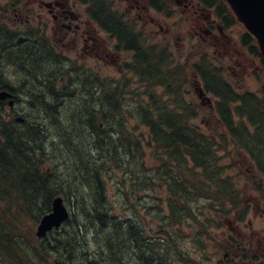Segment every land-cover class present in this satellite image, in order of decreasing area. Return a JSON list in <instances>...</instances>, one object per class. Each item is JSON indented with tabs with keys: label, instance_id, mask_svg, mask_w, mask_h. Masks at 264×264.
<instances>
[{
	"label": "trees",
	"instance_id": "16d2710c",
	"mask_svg": "<svg viewBox=\"0 0 264 264\" xmlns=\"http://www.w3.org/2000/svg\"><path fill=\"white\" fill-rule=\"evenodd\" d=\"M201 1L215 8L225 27L233 23L223 2ZM98 12L102 19L113 17L101 2ZM121 38L123 46L135 52L127 68L137 77L145 95L142 98L141 93L136 94L137 104L131 110H124L123 90L116 88L114 96L110 86L103 84L106 81L100 80L97 110L91 112L92 117L87 121L91 138L84 135L92 149H96L97 158L84 152L81 131H75L74 138L67 131L55 132L58 137L51 136L46 141L41 136L45 133L41 123L30 120L17 123L4 114V107L0 105V264H127L128 257L137 264H171L172 253L187 263L189 258L176 249L171 234L153 238L147 234L145 222L134 211L140 208L138 204L131 203L127 216H123L115 215L108 201L104 178L106 165L110 163L107 157L121 151L125 156L126 149L130 153V148L140 151L138 155L142 157L140 140L129 139V147L125 132L115 128L118 123L125 124L124 111L129 112L137 126L148 129L146 146L160 162L158 168H151L138 179L146 190L154 189L156 183L166 187V212L161 210L156 195L144 206L152 214L149 219L161 220L163 227H174L192 219L201 224V232L205 231L211 220L207 223L206 218L202 221L199 217L202 215V203L197 205L200 199L216 203L220 211L226 205L237 206L240 190L229 176H222L225 168L220 164L219 150L227 151L232 145L248 156L252 154L256 159L255 168L264 177L261 163L264 159V84L260 94L238 93L219 75L209 58L202 56L199 62H192L190 71L198 74L204 88L218 97L214 110L221 129L208 134L192 122L197 108L185 103L179 91L186 81V69L183 72L180 64L173 65V59L163 50L153 53L152 46L146 49L130 44L123 34ZM241 44L258 56L251 36L243 33ZM50 101L49 105L39 107L40 112L48 114V106L56 102ZM56 122L52 124L57 125ZM50 150L53 153L59 150L67 176L58 173L61 163L55 159L51 163ZM158 179L164 183H158ZM250 181L261 194L256 180L250 178ZM56 195L64 198L69 218L39 239L34 226L50 210ZM244 212L245 207L242 215ZM243 218L240 216L239 220ZM89 245H95V249Z\"/></svg>",
	"mask_w": 264,
	"mask_h": 264
},
{
	"label": "rangeland",
	"instance_id": "374dc122",
	"mask_svg": "<svg viewBox=\"0 0 264 264\" xmlns=\"http://www.w3.org/2000/svg\"><path fill=\"white\" fill-rule=\"evenodd\" d=\"M169 7L172 10L171 17H166L154 11L157 15L153 18L163 24L162 30L154 26L156 30L151 31L153 26L150 22L145 23L146 20L148 21L145 17L144 20L138 22V25L145 23L144 28L145 32H148L147 36L149 39L151 41L161 40L162 44L160 47L165 46L167 48L165 54L170 59H173V65L180 64L184 67L183 72L186 69V81L181 84L179 91L185 103L197 108V114L192 122L208 134L217 132L221 127L215 110H213L214 100L211 97L212 94L209 93L211 96L207 94L211 99L210 102L204 101L201 103L195 90V87L200 82L197 76H193L192 71H190V64L195 61L199 62L202 57L201 54H206L219 75L224 79L227 78L234 85V88L239 91L249 90L257 92L264 83V70L260 63V58L250 54L238 42L239 34L242 31L241 29H243L240 25H235L227 31L223 30L222 34L214 29V33L210 37L201 30L205 13L200 9H194V11L190 9L188 12L181 13V7L176 4L169 3ZM138 19V14L133 12L131 20L134 22ZM120 56L121 60H130V54L125 51H121ZM61 67L48 59L43 60L42 63V68L46 69V73H54L59 71ZM98 70L99 75L105 78H114L115 80L120 75V81H112L113 83L110 85L112 88L119 85L118 90H123L122 93H124L126 99L123 102L124 110L126 108L131 110L130 108L137 104V101H134L136 100L134 99L136 94L141 93L139 95H142V98L145 95L141 91L142 85L137 78L129 72L123 76L121 74L123 70L116 62L100 63ZM121 70L122 72H120ZM6 76L10 82L16 83L17 75L8 71ZM41 88L45 90L44 86ZM156 91L161 92V88H157ZM95 92L97 93L96 90ZM91 96L89 92L81 93L80 90H75L74 93L72 89L68 88L65 99H60L57 106H55L53 119L50 113L48 115L42 111L40 112L39 108H29L27 102L25 105L16 106L15 110L22 113L21 115L30 119V121L41 123V127L45 129V133L41 134V136L46 141L51 136H57L55 132L67 131L74 138V136L76 137L75 131H81L83 135L82 142L84 140V152L88 156L92 155L93 158H97L96 149H92L93 147L88 143L89 139L84 138L85 134L88 138H91L89 129H87V121L91 117L90 108L92 106L94 108L98 102V93L94 96V101L91 100ZM117 97L119 96L117 95ZM49 98L48 96L47 100ZM48 110L53 112L51 108ZM123 118L125 124L120 125L118 123L115 128L125 132L127 137L124 138L129 147L131 144L129 139L140 140L142 143V157L138 155L140 151H136L134 148H130V153L126 149L125 156L123 151H121V153L116 152L107 157L110 163L106 165L104 173L106 195L108 201L112 204L114 214L127 216L126 212L130 209V204H138L140 208H134V211L145 222L147 234L152 238L153 236L165 237L166 233L171 234L175 240L176 249L189 258L186 263L179 256L177 259V255L172 253L171 264H230L227 259L234 257L237 253L246 254L247 258L252 253H257L256 260L259 259L258 264H264V177L258 172V169H255L256 159H253L252 154L249 157L244 151L236 149L232 145L228 147L227 151L219 150L218 152L219 157H221L220 164L225 168L222 176H229L232 182L235 183V187L240 190V201L237 206L230 208V205H226L223 209L225 211L230 208V213H222L223 211L219 210L220 207L216 203L200 199L197 205L202 203L200 208L202 215H199V217L202 221H205L204 218H206L207 223L209 222L208 219L211 220V224H207L205 231L201 232V224L192 219H187L174 227H163L165 224L161 220L159 221L156 218L154 220L149 219L152 214L147 212L144 206H147V200H153V196L156 195L162 207L161 210L166 212V187L163 184L158 186L156 183L154 189L146 190L145 185L141 186V181L139 182L142 173L146 174L151 168L160 166V162L155 160L154 154L147 148L145 143L148 129L143 126H137L135 120L130 117L129 112L124 111ZM54 120H57L58 123ZM53 122H56L57 125L52 124ZM103 128L105 129L106 126ZM131 131L135 133H131ZM130 133L131 135L129 136ZM48 143L50 142L48 141ZM50 156L52 157L51 163L53 159L61 163L58 173H66L64 176H67L69 173L67 168L64 165L62 166L63 158L59 150L58 153H53L50 150ZM66 159L71 160L72 157L66 156ZM261 163L262 168H264V159ZM48 164L50 165L49 161ZM250 178L256 180L257 186H261V194L255 188L254 183L250 181ZM138 182L139 184H137ZM157 182L164 183L163 180L159 179ZM244 207L245 212L242 215L244 218L241 221L239 217ZM147 216L148 219L145 221ZM89 246H91L92 250L95 249V245ZM172 246L173 243L170 247ZM227 252L233 254L225 258L224 254ZM235 261H238L236 256ZM127 264L137 263L128 257Z\"/></svg>",
	"mask_w": 264,
	"mask_h": 264
},
{
	"label": "flooded vegetation",
	"instance_id": "af4514ba",
	"mask_svg": "<svg viewBox=\"0 0 264 264\" xmlns=\"http://www.w3.org/2000/svg\"><path fill=\"white\" fill-rule=\"evenodd\" d=\"M168 1L181 7V13L190 9H200L204 12L201 30L212 36L217 24L211 18L210 10L193 0ZM148 2L149 0H115L113 5L125 8L130 16L133 12L137 13L139 19L134 21L137 25L133 26V29L131 20L111 19L109 24L114 23L121 28L112 27L106 32L98 19L87 15L85 4L79 0H0V73L10 71L11 74L17 75L15 84L5 77L6 81L10 82V87L5 89L11 91V97L1 100L0 105L16 115L20 113L15 110L16 106L25 105L26 102L29 105L33 100L46 102L47 97H50V82L55 81L57 75L60 83L57 93L60 97L64 95L67 82L87 92L90 79L91 91L92 87L96 90L99 64L116 62L120 66L122 63L121 51L115 46L121 34L126 41L129 38V41L134 43V38L137 41L147 37L145 23L150 22L153 26L151 31L156 30L154 26L162 30L163 24L153 18L157 14ZM144 17L148 21L138 25ZM125 30L136 36H129ZM45 59L53 61L55 65L56 60L63 59L58 63L62 67L57 74L46 73V69L42 68ZM112 81H115L114 78H111ZM10 98L14 101L11 107L8 105ZM91 100L94 101L93 95ZM232 254L225 253L224 257ZM237 255L238 253L235 256ZM235 256L227 261L230 264H258V260L252 259L258 256L255 253L249 258L240 256L238 261H235Z\"/></svg>",
	"mask_w": 264,
	"mask_h": 264
},
{
	"label": "water",
	"instance_id": "95a60500",
	"mask_svg": "<svg viewBox=\"0 0 264 264\" xmlns=\"http://www.w3.org/2000/svg\"><path fill=\"white\" fill-rule=\"evenodd\" d=\"M236 22L256 41L264 63V0H223ZM10 96L5 90L0 91V100ZM12 104V100L9 101ZM17 119H21L20 117ZM69 211L61 196H55L51 202V210L44 214L36 228V235L43 237L53 228H59L68 218Z\"/></svg>",
	"mask_w": 264,
	"mask_h": 264
}]
</instances>
